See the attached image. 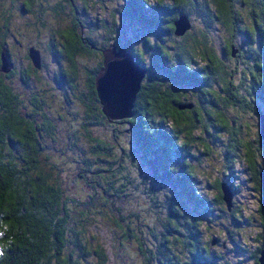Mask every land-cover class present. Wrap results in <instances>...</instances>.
I'll list each match as a JSON object with an SVG mask.
<instances>
[{
	"label": "trees",
	"instance_id": "1",
	"mask_svg": "<svg viewBox=\"0 0 264 264\" xmlns=\"http://www.w3.org/2000/svg\"><path fill=\"white\" fill-rule=\"evenodd\" d=\"M113 43L146 72L111 119L96 76ZM263 118L264 0H0V264H262Z\"/></svg>",
	"mask_w": 264,
	"mask_h": 264
},
{
	"label": "water",
	"instance_id": "2",
	"mask_svg": "<svg viewBox=\"0 0 264 264\" xmlns=\"http://www.w3.org/2000/svg\"><path fill=\"white\" fill-rule=\"evenodd\" d=\"M186 20L181 22V26L185 27ZM112 48L106 53L104 65L96 76L97 89L103 103V109L111 119L132 115L134 100L146 72L124 48L118 50ZM30 53L34 64L40 67V51L31 48ZM2 59L4 65L11 66L4 50L2 51ZM5 68L7 69V67ZM262 129L264 135V127ZM261 177L264 185V168ZM223 191L224 198L228 202V206L231 207L233 193L226 183L223 184ZM260 260L264 264V250Z\"/></svg>",
	"mask_w": 264,
	"mask_h": 264
},
{
	"label": "rangeland",
	"instance_id": "3",
	"mask_svg": "<svg viewBox=\"0 0 264 264\" xmlns=\"http://www.w3.org/2000/svg\"><path fill=\"white\" fill-rule=\"evenodd\" d=\"M16 30L18 32L19 30H21V27L16 28ZM48 61L50 63L47 64V67L42 72L43 73L42 77L44 78L45 81L51 80V83H52L51 85L53 87L52 89L54 90L53 92L59 93V92H61V88L58 85L56 86L54 78L51 75L53 69L58 67V64L57 63L55 64V61H53L52 58H48ZM62 64L64 65L65 61H62ZM56 95H58V94H56ZM60 97H61V95H60ZM61 103L62 102H59V99L57 98V96H55V95L51 96L48 100L47 109L50 110L49 112L53 113L54 115H57L59 112H61L60 109H63V106H61ZM57 124H58L59 131H60L59 138L63 139L61 141L62 143H66L69 139L67 136L68 122H65L64 120H61V119H57ZM217 149L218 148L216 147L215 150H217ZM221 154L219 151L214 152V154L212 153L208 159L204 160V162L197 167L198 168L197 171L200 173V177L202 178V181L205 185L210 181V179L214 180V175L218 173L217 170L214 169V167H218L219 169L223 168V164H222L223 161L219 157V156H221ZM240 169H242V167ZM240 179H245V176L243 175L242 178H240ZM242 187H243L242 188L243 191H242V195H240V196L243 200V203H245V205H246L245 206L246 211L249 213L255 212L258 201H257V198L252 193L253 189L251 190L250 186L247 185L246 183H244V185ZM81 193L83 195V193H86V191L82 188ZM135 201L136 202L131 204V207H135V204H136V206L140 205L138 199H136ZM126 203H128V202L126 201ZM218 226H217V224H215V226H212L213 231L217 232L219 230L217 228ZM232 226L237 227V225H235V224H233ZM240 230L244 231L246 233H250V235H253V234L258 232L259 228H258V225H256V224H253V225L246 224L245 226H242L240 228ZM252 242H253V240H251L250 243L252 244ZM134 248H135V246H134ZM231 254H233L231 257L235 260L239 259L243 255L241 253L237 254L235 252H231L229 255H231Z\"/></svg>",
	"mask_w": 264,
	"mask_h": 264
},
{
	"label": "flooded vegetation",
	"instance_id": "4",
	"mask_svg": "<svg viewBox=\"0 0 264 264\" xmlns=\"http://www.w3.org/2000/svg\"><path fill=\"white\" fill-rule=\"evenodd\" d=\"M83 35H84V29L82 30V36H83ZM112 47H114L115 49L118 50V48L116 47V43H113V46H112ZM112 47H111L110 49L106 50V51H107L106 53H108V51H110L111 49H113ZM31 48H35L34 45H33V46H30V49H31ZM240 238H241V237H240ZM241 240H242V239H241ZM223 245H224V246H227V242L224 241V242H223ZM231 252H233V251H230V253H231ZM234 252L237 253V254L239 253V252H237V251H234ZM230 253H229V254H230ZM240 253L243 254V256H245V261H246L248 264H250V263H249L250 261H251L252 263L254 262V258H252V256H250V252H249V251H247V252H246V251H245V252H240ZM229 254H228V255H229ZM232 255H233V254H231L230 256H232ZM240 258H241V257H240Z\"/></svg>",
	"mask_w": 264,
	"mask_h": 264
},
{
	"label": "clouds",
	"instance_id": "5",
	"mask_svg": "<svg viewBox=\"0 0 264 264\" xmlns=\"http://www.w3.org/2000/svg\"><path fill=\"white\" fill-rule=\"evenodd\" d=\"M0 255H3V252L2 251H0Z\"/></svg>",
	"mask_w": 264,
	"mask_h": 264
}]
</instances>
